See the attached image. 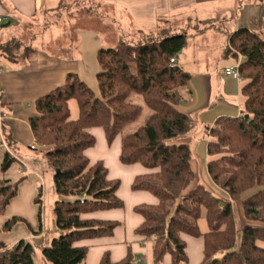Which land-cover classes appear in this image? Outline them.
<instances>
[{"label":"trees","instance_id":"1","mask_svg":"<svg viewBox=\"0 0 264 264\" xmlns=\"http://www.w3.org/2000/svg\"><path fill=\"white\" fill-rule=\"evenodd\" d=\"M99 7L87 3L75 10L95 8L100 13ZM139 34L135 40L122 39L116 47L97 49L99 95L78 73L69 72L63 84L33 102L36 112L28 117V123L34 141L46 147L44 157L55 170L56 194L71 197L54 202L55 224L62 232L40 247L42 257L50 264L81 263L88 251L82 241L112 236L120 225L118 220L89 216L121 209L124 201L117 195L120 180L110 178L104 161H92L87 150L96 143L92 129H101L111 146L122 128L141 115L144 105L151 113L145 123L120 137L118 160L125 166L141 165L145 172L134 177L131 189L157 199L155 204L133 207L142 217L134 235L140 241H151L153 264H162L166 256L170 264H188L187 236L202 240L199 264H264V37L247 27L229 33L227 54L243 57L238 71L245 80L241 87L244 102L238 116L222 115L205 129L209 138L207 172L228 195L221 203L195 182L190 147L181 141L194 128V120L176 107V90L187 85L190 73L172 65L171 59L188 46V35L167 18H159L156 29L140 30ZM23 36L0 42V57L11 62L30 57L35 51L27 43L31 36L28 33L27 41ZM132 94L139 95L143 105L130 102ZM72 100L78 107L76 118H71ZM0 101L6 104L4 97ZM232 155L237 157L236 165L221 163ZM15 160L4 151L0 165L3 174ZM23 179H0V215L17 196ZM234 201L241 204V226L237 225ZM33 202L37 231L25 217L15 214L3 221L0 233L11 231L17 224L38 233L40 193ZM201 217L206 222L205 231L199 227ZM33 249V244L23 238L12 245L0 238V264H36ZM98 264L138 263L128 248L118 261L105 251Z\"/></svg>","mask_w":264,"mask_h":264},{"label":"crops","instance_id":"2","mask_svg":"<svg viewBox=\"0 0 264 264\" xmlns=\"http://www.w3.org/2000/svg\"><path fill=\"white\" fill-rule=\"evenodd\" d=\"M87 3L93 4L96 8L103 5L109 6L114 12L113 16L121 17L122 22H125L128 27L135 28L139 33L140 30L156 29L159 25V18L169 19L178 31L186 33H188L186 27L193 26L192 23L195 22L196 32L199 36L197 38L202 44L196 48L195 46L190 48L191 46L188 44L175 59L179 66L190 73L187 85L176 90L178 98L176 107L194 120L193 131L191 130L181 141L188 145H194L195 148H200L203 141H206L207 145L209 139L205 132L207 126H212L216 119L222 115L234 117L240 114L244 102L241 87L245 80L225 74L224 68L239 63L243 57L239 55L232 58L227 54L228 37L231 31L240 27H247L264 37V0H0V18L2 19L0 26L4 27L5 24L10 26V29L0 30L1 43L12 36L25 35L23 31L30 29L33 25L37 29L36 32L29 33L31 38L27 43L35 50L30 57L20 61H10L4 67L3 56L0 57V94L6 103L0 107V110L6 115L1 121L0 130H4V135L6 133L8 148L12 142L17 140L34 141L28 123V117L36 112L34 100L45 91L63 84L67 73L79 72L82 54L81 41L79 40L80 42L74 45L73 50L69 49L68 57H66V53H60V55L53 53V51L64 50L63 47L52 48L54 41H60L59 37H62L63 33L62 28L47 29V25L51 23L49 18L56 17L61 20L63 12L70 14L74 8H79ZM111 19L116 21L114 18ZM188 20H192V22L186 25L185 22ZM87 32L84 30L81 33L86 35ZM81 37L80 35L79 38L81 39ZM71 103L74 104L71 105ZM24 104L25 106H23ZM69 107L71 118H76L78 114L76 102L70 101ZM96 129L99 128L92 129L91 132L93 133V130ZM100 131L103 135L102 130ZM115 141H119L120 151V138L117 136ZM42 149L45 150L46 147H42ZM207 158L206 154V161ZM105 165L107 166L106 163ZM118 168L121 171L118 173L120 177L112 176L108 168L109 177L120 180L117 195L124 200V207L99 211L89 216L118 220L120 225L112 236L81 242L88 246L85 264H98L105 251L110 252L113 261H118L126 255L128 248L136 256L138 264H143L144 260L147 261V264H153L151 241H140L134 235V230L141 223L142 217L133 211V207L139 203L155 204L157 199L148 192L131 189L134 177L145 172L141 165L125 166L119 162ZM5 178L15 180L17 177L7 174ZM196 181L197 178H195ZM122 184L124 185L123 196H120L118 191ZM16 197L11 200L9 205L14 202ZM9 205L6 212L0 215V226L11 215H21L11 213ZM240 214L239 222H237L239 226L243 223L241 204ZM33 218L35 220L31 218V221H28L32 229L37 231L36 214ZM201 219L204 222H198L199 227L201 231H205L206 222L203 217ZM41 234L42 224L38 233H31L22 224H17L11 231L0 233V238L12 245L20 238L29 242L33 237L39 240L42 237ZM185 239L188 263L199 264L202 258L201 238L187 236ZM192 241H197L199 244ZM168 263H170L169 256Z\"/></svg>","mask_w":264,"mask_h":264},{"label":"rangeland","instance_id":"3","mask_svg":"<svg viewBox=\"0 0 264 264\" xmlns=\"http://www.w3.org/2000/svg\"><path fill=\"white\" fill-rule=\"evenodd\" d=\"M99 11L100 13H97L95 8L94 11L84 8L76 11L74 8L71 14L63 12L62 18H60L61 20H58L56 17L49 18L51 23L47 25L48 30L62 28L63 35L62 37H59L61 38L60 41H54L55 47L52 46V48L58 49L59 47H63L64 50L53 51V53H55L56 55H60V53H66L65 55L66 57H68L67 53H70L69 49L73 50L75 47L74 45L77 42L79 43L81 41L82 54L80 57V68L78 75L87 83V85L96 93V95H99V90L97 87L95 75L96 72L100 69L96 59L97 49L101 47H116L119 41H121L122 39L129 41L135 40L140 35L138 31L135 30V28L128 27L125 22H122L121 17L116 18L115 16H113L114 12L109 6H100ZM111 18H114L116 21L112 20ZM189 20L185 22L186 25H189L190 22H192V20ZM192 25L193 26H187L186 30H188L187 35L189 45L191 46L190 48H192L193 46H195L196 48L199 46V44L202 43L199 42V39L197 38L199 36L196 32L197 26L195 22L192 23ZM5 29H10V26H0V30ZM36 30L37 29L35 25L31 26L30 29L23 31V34L25 35L22 38L27 41V33H31V31L36 32ZM84 30L88 31L86 35H84L85 33H81ZM78 34L79 36H77ZM80 35L82 36L81 39L79 38ZM2 60L3 67L10 62L5 57H3ZM46 92L47 91H45L44 93ZM128 100L130 102L143 105L141 97L137 94H132ZM73 104L74 103H71V105ZM1 106L2 105L0 101V107ZM23 106H25V104ZM150 113V109L143 105V111L141 115L135 121L125 125L120 131L118 137L120 138L121 136L135 130L140 125L145 123ZM1 121L2 120H0V129L2 125ZM100 130H93V133L96 137V143L93 147L87 150V155L93 161L102 159L110 169L111 175H117V177H120L118 176V173H121V171L118 168L119 162L117 159L119 151V141H115L111 146L108 147L105 138ZM2 141H4L5 143L7 141L6 133L4 135V130H0V165L2 163L3 153L6 150L1 145ZM6 145L8 146L7 143ZM205 146L206 141H203L200 148H195L194 145H189L191 151V163L196 174L195 178H197L196 182L204 185L220 199L221 203H224L228 200L226 192L211 180L207 172ZM10 148V154H14L12 156H14L16 160L11 164L6 174H3L0 170V179H3L7 174L16 176V179H19L21 177H24V179L20 181L18 185L17 197L14 202L9 205V210L11 213H18L23 215L27 220L31 221V218L35 220L33 216L36 214V205L34 204L33 200L37 196V194L40 193L42 237L39 240L33 237L31 238L30 242L34 246L33 258L35 263L50 264L42 257L40 247L42 245H48L53 237L58 236L62 232L57 228L55 224L53 210L54 202L57 199H71V197H64L56 194L53 183V175L55 170L45 159L44 150L42 149L41 145L29 139L25 141L17 140L11 143ZM231 157L232 159L229 160V158ZM231 157L224 158L221 163L236 165L237 157L235 155H232ZM123 188L124 185L122 184L121 188L118 191V194L120 196H123ZM222 192H225V194H222ZM232 206L237 222H239L241 216L240 201H234ZM13 208H15L16 210ZM198 222L202 223L204 221L200 218V221ZM22 225L25 226L24 224ZM202 225L205 228L204 223ZM25 228L27 229L26 226ZM34 243L38 244L35 245ZM197 243L199 244V242ZM81 264H85V261ZM143 264H147V261L144 260ZM162 264H170L168 263V256H166Z\"/></svg>","mask_w":264,"mask_h":264},{"label":"built area","instance_id":"4","mask_svg":"<svg viewBox=\"0 0 264 264\" xmlns=\"http://www.w3.org/2000/svg\"><path fill=\"white\" fill-rule=\"evenodd\" d=\"M2 21V19L0 18V22ZM171 64L172 65H177L176 60H174L173 58L171 59ZM238 65L239 63H235L234 65H230V66H226L224 68V73L227 75H232L234 78H240L239 75V71H238ZM6 117L5 113L3 111H0V120H3ZM1 145L9 151L8 146L6 145V143L4 141L1 142ZM33 147V145H32Z\"/></svg>","mask_w":264,"mask_h":264},{"label":"water","instance_id":"5","mask_svg":"<svg viewBox=\"0 0 264 264\" xmlns=\"http://www.w3.org/2000/svg\"><path fill=\"white\" fill-rule=\"evenodd\" d=\"M8 24H5V26H7Z\"/></svg>","mask_w":264,"mask_h":264}]
</instances>
